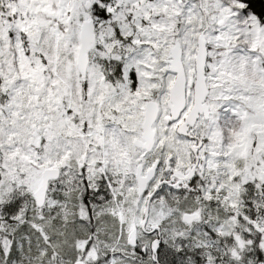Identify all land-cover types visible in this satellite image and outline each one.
<instances>
[{"label": "snow or ice", "instance_id": "1", "mask_svg": "<svg viewBox=\"0 0 264 264\" xmlns=\"http://www.w3.org/2000/svg\"><path fill=\"white\" fill-rule=\"evenodd\" d=\"M0 264H264V0H0Z\"/></svg>", "mask_w": 264, "mask_h": 264}]
</instances>
